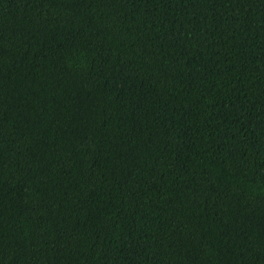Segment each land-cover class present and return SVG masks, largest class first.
Segmentation results:
<instances>
[{"label": "trees", "instance_id": "trees-1", "mask_svg": "<svg viewBox=\"0 0 264 264\" xmlns=\"http://www.w3.org/2000/svg\"><path fill=\"white\" fill-rule=\"evenodd\" d=\"M0 264H264V0H0Z\"/></svg>", "mask_w": 264, "mask_h": 264}]
</instances>
